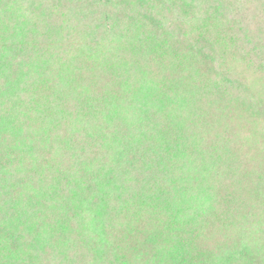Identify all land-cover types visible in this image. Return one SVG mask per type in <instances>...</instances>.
Wrapping results in <instances>:
<instances>
[{
	"label": "trees",
	"instance_id": "trees-1",
	"mask_svg": "<svg viewBox=\"0 0 264 264\" xmlns=\"http://www.w3.org/2000/svg\"><path fill=\"white\" fill-rule=\"evenodd\" d=\"M0 264H264V0H0Z\"/></svg>",
	"mask_w": 264,
	"mask_h": 264
}]
</instances>
